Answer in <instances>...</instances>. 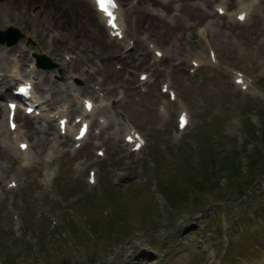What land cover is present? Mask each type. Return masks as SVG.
Listing matches in <instances>:
<instances>
[{"label":"rangeland","instance_id":"obj_1","mask_svg":"<svg viewBox=\"0 0 264 264\" xmlns=\"http://www.w3.org/2000/svg\"><path fill=\"white\" fill-rule=\"evenodd\" d=\"M225 1L237 13L238 0ZM26 2L0 0V31L11 20L32 38L12 48L0 45V74L10 75L14 60L24 69L32 54H44L59 66L39 69L38 96L53 99L54 108L68 106L74 119L80 108L74 92L100 101L98 87L108 104L93 122L101 132L96 120L103 116L108 127L75 154L72 137H62L56 121L53 131L50 122L36 121L51 136L42 145L23 122L34 152L31 165L23 167L11 136L1 130L6 116L0 118V264H264V166L228 185L224 176L212 175L202 191L188 187L204 144L207 154H234L244 165L245 152L264 146V0L243 24L218 18L222 0H194L190 6L169 0L164 15L127 0L132 51H126V41L111 42L91 18L86 22L63 8H31ZM56 11L66 12L68 21ZM141 12L149 17L142 23ZM199 30L208 31L216 63ZM149 43L164 49L167 59L154 63ZM199 56L204 62L197 68L191 60ZM235 72L255 83L254 90L248 94L236 85ZM140 73H149L152 82L142 84ZM163 85L191 113L183 132L177 128L182 107L163 93ZM249 122L257 145L246 134ZM128 124L146 139L139 153L122 141ZM96 141L103 142L104 158L97 155ZM91 169L98 174L95 185L87 182ZM14 176L18 188L9 189ZM248 189L255 190L247 197Z\"/></svg>","mask_w":264,"mask_h":264},{"label":"bare ground","instance_id":"obj_2","mask_svg":"<svg viewBox=\"0 0 264 264\" xmlns=\"http://www.w3.org/2000/svg\"><path fill=\"white\" fill-rule=\"evenodd\" d=\"M27 1L28 2H26V3L31 8H37V7H40V6L49 5L51 7L63 8L64 10H68V11H70L71 13H73L76 16L83 17L84 20H86V22H87V19L90 20V18H91V20L93 21V24L101 32H102V30L104 32H106V34L108 35V37H109L111 42L114 41L113 38L111 37L112 30L106 26L107 20L101 14L97 13V11L95 10V6L91 2V0H27ZM126 1L127 0H118V3L120 5V13H121L120 14V24H121V26L124 29H125V23L122 20L121 16H122V13L125 14V12H126V9H125L126 4L124 3ZM180 1L183 2V4L185 3L187 6H190V4L194 0H180ZM256 1L257 0H251V3H248V4H245V3H243L241 1L240 4H239V11L236 13L235 18L237 19L238 16H240L243 13H246V20H247V18L249 17V11L252 9L253 3H255ZM133 3H134V0H131L130 4H133ZM168 3H169V0H138V2H137V4H139L140 6L143 5V6L149 7L154 12L157 11L156 8L162 9L161 12H160L161 15H164L165 12H169L170 11V9L168 8L169 7ZM217 7H218V9L219 8H223L225 10V12H229V10H230L229 4L226 3L225 0H222L220 5H218ZM55 13L57 15H59L60 17L64 13V16L62 18H64L66 21H68V18L66 17V12L56 11ZM141 14H142V16L139 19L141 23L149 19L147 14H144L142 12H141ZM218 18H221V17H218ZM10 22H11V20H10ZM203 34H204V37L207 39L208 31L204 30ZM126 47H127V45H126ZM157 50L158 49H155L154 52H156ZM0 53L1 54H5L4 48L0 47ZM165 54L168 56L167 52H164V56H165ZM0 57L2 58L1 55H0ZM115 57H118V56H115ZM120 59H121V57H120ZM156 61H158V60L156 59ZM195 61L201 63V62H203V58L202 57H198V58L195 59ZM19 64H20L19 62H17V61L15 62L14 66L10 70V74H11L10 77L3 76L2 80H0V88L4 87V86L11 85V83L13 81H15L14 78H20L21 80L24 78V76L22 75V73L20 71L21 69H20ZM30 68H31V73H34V74H37V75H38V73H40L39 72L40 70L36 69L34 65H31ZM34 77H35V75H32L30 77L29 81L33 83L34 82ZM236 78H238V77L236 76L235 79ZM149 79H150V76L148 77V80ZM35 89L36 88H34V93H35ZM7 91H8V89L6 90V92ZM74 94L76 96V92H74ZM85 100L86 99H84L82 101L83 108H82L81 112L79 113L80 115L77 116V117L82 116L84 121H86V120L89 121V119H91L96 114L99 106H97L94 103V107L92 108L91 112L87 113L84 110V104H85L84 101ZM77 101L79 103L81 102V99L78 96H77ZM37 102H40V107L38 109H40L42 111V116L41 117L42 118L45 117V119H47L50 122H52L54 120L56 115H60L62 117H68L67 115L69 114V112H68L66 106H64L63 108H54L53 112H49L46 109L47 106L54 107V103L55 102L53 101V99L52 100L46 99L44 102H42L40 99H37ZM104 104H105V102H102L100 106H103ZM7 111H8L7 108H5L3 105H0V118L3 119L6 116ZM25 119H26V121H25L24 125L29 129V131H31L33 134L36 135V137L38 138V143H41V145H42L51 137L48 131H45L43 129H39L38 127H36L35 126L36 125L35 121L27 119L26 116H25ZM101 120H103V119H101ZM1 127H2L1 130L5 133V135L6 134H12L13 135L14 142L18 146V148H19L21 143H25L26 142L25 140H20L21 138H24V133H23V131L20 128L19 125H18V128L14 132H11L9 129H5L3 127L2 123H1ZM50 130L53 131V125L50 126ZM68 130H70L69 126H68ZM75 135H76V133L72 132V137L73 138L75 137ZM127 135H128V133L125 134V136H127ZM85 140H86V138L82 142H84ZM2 143H7V142H6V140H4V141H2ZM9 144H10L11 147H13V145L10 142H9ZM134 146H135V144H133V147ZM19 151L21 152V154L26 159H28L30 157L31 152H32L30 147L25 152H22L20 149H19ZM50 157H52V156L50 155ZM13 181H14V179H12L10 181V183L13 182Z\"/></svg>","mask_w":264,"mask_h":264},{"label":"trees","instance_id":"obj_3","mask_svg":"<svg viewBox=\"0 0 264 264\" xmlns=\"http://www.w3.org/2000/svg\"><path fill=\"white\" fill-rule=\"evenodd\" d=\"M248 128H251V125H247ZM251 137L255 136V132L251 129L249 132ZM261 136L264 142V123L262 127ZM205 144L200 147V158L198 161V167L196 173L188 176L189 188H192L193 191H202L203 187L201 184H208L210 177L213 176H224L227 179L228 183L237 182L240 176L252 174L257 172L258 165L261 163V166H264V150L261 148H255L247 158L246 165L240 161V157L235 156L234 154L222 155L216 152L214 149H211L209 153L204 149ZM244 166L246 167V172L243 171ZM218 180V179H217ZM250 190V189H248ZM247 190V191H248ZM173 200V198H172ZM174 209H176V202L172 203ZM203 209L202 211H204ZM200 211L199 213H201Z\"/></svg>","mask_w":264,"mask_h":264},{"label":"water","instance_id":"obj_4","mask_svg":"<svg viewBox=\"0 0 264 264\" xmlns=\"http://www.w3.org/2000/svg\"><path fill=\"white\" fill-rule=\"evenodd\" d=\"M18 39H19V37L11 39V37L9 35L7 36V34H5V33H0V43L1 44L6 43V44H8V46H12V45H15L17 43ZM40 61H41V63L44 62V60L42 58L40 59ZM46 61L49 63V65H44L43 67L45 69H52L55 67V65H52V63L48 59H46Z\"/></svg>","mask_w":264,"mask_h":264},{"label":"snow or ice","instance_id":"obj_5","mask_svg":"<svg viewBox=\"0 0 264 264\" xmlns=\"http://www.w3.org/2000/svg\"><path fill=\"white\" fill-rule=\"evenodd\" d=\"M105 0H98V3H104ZM107 3L111 4L113 7H115V4L113 3V0H107ZM110 15V13H109ZM241 19H243V16L240 17Z\"/></svg>","mask_w":264,"mask_h":264}]
</instances>
